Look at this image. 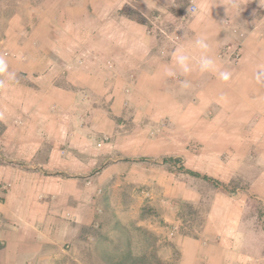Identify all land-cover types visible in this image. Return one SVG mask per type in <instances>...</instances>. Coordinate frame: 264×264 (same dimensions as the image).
<instances>
[{
	"label": "crops",
	"instance_id": "1",
	"mask_svg": "<svg viewBox=\"0 0 264 264\" xmlns=\"http://www.w3.org/2000/svg\"><path fill=\"white\" fill-rule=\"evenodd\" d=\"M58 1L51 3L55 11L61 3L66 10L74 9L68 2ZM132 1L144 10L161 13L172 9L177 0ZM189 1L195 6L194 12L177 33L172 48L164 51L147 23L127 17L123 10L127 0H82L86 9L75 10L80 22L55 11L52 20L40 12V7L35 10L39 12L35 22H18L20 30H15L11 19L14 24H9L0 38V55L7 59L9 72L14 74V78L0 75L6 85L0 88V147L3 156L11 159L7 164L0 163V264H64V260L69 264V249L64 244L78 240L77 236L73 240L72 223L94 227L99 216L95 218V207L101 201L110 204L113 189H131L135 197L130 201H135L137 207L146 200L144 190L156 191L157 198L152 200L151 196V204L166 201L164 196L172 199L176 191L175 201L193 202L189 196L192 191L186 190V183L176 180L174 173L167 174L163 167L149 166L144 161L134 164L133 157L202 161L204 168L181 167L183 179L199 181L205 174L220 183L221 179L208 175L217 170L205 168L206 155L200 158L183 134L167 144L143 135L112 134L115 121L106 115L108 108L101 102H108L112 111L124 116L136 111L134 115L145 116L147 126H151L155 116L152 110L157 109L155 95L163 102L164 94L165 100L170 99L165 115L173 117L181 110L177 125L184 126L185 111L191 108L185 94L205 93L206 79L213 80V93L229 95L213 100L222 104L225 114L230 111L225 126H234L237 132V126H242L246 135L245 144L236 135L221 140L228 143L233 161L264 142V86L256 83L254 75L264 67V39L250 33L239 38L235 28L228 25L227 18H235L239 12L232 0ZM231 32L233 42L241 45L236 62L229 61L227 52L221 53ZM201 36L207 38L209 54L218 67L231 70L228 82L216 81L218 77L212 73H199L195 63L187 77L165 75V70L173 66L174 48L183 45L195 53L192 41ZM181 79L189 80L191 87L182 88ZM198 101L204 102L200 97ZM78 109L89 111L76 117ZM145 120L134 118L135 129H141ZM106 135L115 136L107 140ZM201 148L197 145L196 149ZM217 161L215 156L213 165ZM259 174L260 180L253 188L264 196V169ZM232 199L216 194L209 201L200 233L194 237L178 234L169 240V253L176 250L179 256L176 264H258L253 254L260 247L254 241L250 247L241 245V239L248 243V238H255L244 230L247 225L242 223V207L238 208L243 201ZM225 203L230 214L225 212ZM173 223V214H167L160 226L148 221L146 228L158 236ZM85 238L90 260L86 264H127L124 257L116 263L110 260L101 240ZM70 258L74 259L71 254Z\"/></svg>",
	"mask_w": 264,
	"mask_h": 264
},
{
	"label": "rangeland",
	"instance_id": "2",
	"mask_svg": "<svg viewBox=\"0 0 264 264\" xmlns=\"http://www.w3.org/2000/svg\"><path fill=\"white\" fill-rule=\"evenodd\" d=\"M62 1L64 3L68 2L74 9H64L67 7L61 6ZM127 1L123 9L127 17L142 23H147L151 28L152 34L160 40V44L162 45L161 50L163 51L165 48H172L171 46L174 45L178 37L177 33L188 21L190 14L194 12L195 9V6L191 5L189 0H177L172 9H168L166 12L161 13L159 10H144L139 7L135 1ZM58 2L61 3V5L59 4L57 11H55L54 5L51 4L52 0H0V38L9 24L12 26L15 23L13 25L15 30L16 28L20 30V23L26 20H28L30 24L35 22L37 13H39L35 12L37 7L41 8L40 12L42 14H47L52 20L54 16L51 14L55 11L58 15L63 14L66 18H70L71 21L80 22L81 19L79 20L76 17L78 13L75 10L77 9L78 11L80 8L83 10L86 9L85 5L81 4L82 0H59ZM232 2L235 3L239 12L235 18H227V21L228 25L235 28L233 31L238 34V37L243 38L250 33V35L255 38L260 37L264 39V8L259 6V3H257L258 0H232ZM187 9H189V12ZM252 11L254 13L250 14ZM66 14H68V16ZM153 15L155 17H151ZM12 18L14 19V23L11 22ZM70 23L71 22L68 24ZM27 28L30 29V26ZM22 32L26 33L27 30L24 29ZM229 37V41L221 50V53L227 52L229 61L236 62L240 55L237 58H232L229 57V53L237 46L241 49V45L237 44L235 40L233 42L232 32L229 33ZM227 46H229L228 49ZM1 47L0 45V49ZM79 51L85 52L84 49ZM215 79L221 82L218 78ZM206 80L205 93L198 95L193 93L185 94L188 96L189 101L187 102H189L191 108L185 111L187 115L184 117V126L177 125V120L181 118L179 115L181 110H178V114L173 117H167L165 115L166 101L170 99L165 100L164 94L163 96L161 95L163 97V102H161V99L159 100L158 94L155 95L156 100L154 101L156 102L157 109L152 110L155 116L153 120L154 124L151 126H147L148 118L145 116H135L134 114L136 111H131L128 115L124 116L123 113L119 114L116 110L112 111L111 108H109V104H107L108 102L101 103L105 108H108L106 110L108 114L106 115L112 119V122L115 121V130L112 134L131 133L143 135L147 138H156L158 141L164 143L171 139L173 141L180 139L181 134H183L185 139L191 140L189 144L193 146L192 149L195 150L194 152L196 154H200V158L206 155L205 168L209 169V167H214V169L217 170L213 175L211 173H208V175L217 180L221 179L219 180L220 183L216 184L213 180L201 178L205 174H202L200 178L198 177L200 179L199 181L194 180V182H188L183 179L182 174L184 172L183 170L179 171L181 167L200 168V165L203 164L202 161L190 162L187 157H179V161H177V159H169L167 156L156 158L150 156H144V158L133 157L134 159L131 162L134 164L144 161V163L149 166L154 167L158 165V167H163V170L167 174L169 172L174 173L175 179L180 183L185 182L186 190L190 189V191H192L189 196L192 198L190 201L193 202L187 203L185 200L175 201L178 192L176 191L172 199L164 196L166 201H155L151 204L149 201L151 196L152 200L153 198H157L155 195L156 191L144 190L147 201H143V205L141 204L140 207H137L135 201H130L131 198L134 200L135 197L131 195V189L127 191L113 189V191L109 193L111 195L110 204L105 205L104 201H101V204L95 207L97 211L95 213V218L99 216L98 220L96 219L98 223H95L94 227H87L85 225L78 226L75 225L74 222L72 223L71 231L75 233L73 240H76V236L78 240H72L73 244L69 242L64 244V247L69 249V264H86L90 261L86 255V247L88 246L86 245L85 237L87 236L94 237V242L99 239L105 243L104 251L106 252V256L110 258V260H115V263L118 262V259L124 257L127 264H176L179 257L177 251L174 250L173 253L170 254L169 250L171 248L169 244L167 248L166 244L178 234L194 237L200 233L199 230L203 226L205 218L208 215L209 201L213 199L216 194L223 195V197L231 196L233 197L232 201H243L238 208L241 209L242 207V223L247 225L244 226V230H248V233L255 238H248V243L243 242L241 239V245H249L250 247V244L254 241V244L260 247L257 251L255 250L253 254L255 263L264 264V196L256 192L253 188L254 182L260 180L258 179L260 175L259 172L264 169V142L259 143L253 151L250 150L247 154H244L243 157H236L233 161L234 158H232L229 153L231 151L228 143L222 142L221 140L223 137L230 135L233 137L236 135L238 141L245 144L246 135L244 129L241 130L242 126H237L238 132L235 131L234 126H225L228 122L225 120L228 118L226 114L228 113L230 115V111L226 109L228 112L226 111L227 113L225 114V109H222V104L220 105L213 100L216 97L219 100L224 99L229 95L225 93L221 94L220 92L213 93V90L215 91V86H213L215 82L213 80H210L212 82H209L208 79ZM221 87L220 85V88ZM199 97L204 101L203 103L198 101ZM225 101L228 102V99ZM199 103L201 104L199 105ZM94 104L96 105L98 102ZM88 111L89 110L78 109L74 114L76 117H82L83 115H87ZM136 117L139 119L141 118V121L142 119H146L141 124V129H135L136 127L133 125L134 118ZM0 129H3V125H1ZM115 135H106L108 137L107 140L113 139ZM172 136L173 138H171ZM198 140L202 142H198ZM197 145L202 148L196 149ZM215 156L218 157V161L213 165ZM192 157L198 160L195 156ZM10 160L11 159L3 156L2 148L0 147V163L7 164ZM202 168H204L203 165ZM135 190L137 192V189ZM196 198L199 199L195 200ZM225 204L227 206L225 212L230 214L228 203ZM167 214H173V226L167 230L164 229L162 233H158V236H153L146 228L147 222L155 221L159 224L163 216ZM65 245L68 246L66 247ZM91 246L92 244H90V247ZM70 254L75 260L70 258ZM64 264L68 263L64 260Z\"/></svg>",
	"mask_w": 264,
	"mask_h": 264
},
{
	"label": "clouds",
	"instance_id": "3",
	"mask_svg": "<svg viewBox=\"0 0 264 264\" xmlns=\"http://www.w3.org/2000/svg\"><path fill=\"white\" fill-rule=\"evenodd\" d=\"M259 6L264 8V0H258ZM194 52L189 51L183 45H178L172 53L173 66L165 70L167 77L180 79L187 77L193 70V63L198 68L199 73H212L217 75L218 79L228 82L231 79V70L225 68L221 70L215 59L209 54L210 45L206 37L201 36L192 41ZM0 75L14 78V74L9 72V64L7 59L0 55ZM255 81L258 85L264 86V67L258 68L255 72ZM5 81L0 79V88H4ZM182 88H190L191 82L187 79H181Z\"/></svg>",
	"mask_w": 264,
	"mask_h": 264
},
{
	"label": "built area",
	"instance_id": "4",
	"mask_svg": "<svg viewBox=\"0 0 264 264\" xmlns=\"http://www.w3.org/2000/svg\"><path fill=\"white\" fill-rule=\"evenodd\" d=\"M161 31V29H160ZM162 32V31H161ZM240 55V49L237 47H235L230 53H229V57H232V58H237L239 57Z\"/></svg>",
	"mask_w": 264,
	"mask_h": 264
},
{
	"label": "trees",
	"instance_id": "5",
	"mask_svg": "<svg viewBox=\"0 0 264 264\" xmlns=\"http://www.w3.org/2000/svg\"><path fill=\"white\" fill-rule=\"evenodd\" d=\"M0 127H1V124H0ZM1 131H2V129H0V133H1ZM187 173H189V174H191V175H196V176H199L198 174H196V173H194V172H192V171H187ZM202 178H204V179H209L207 176H202Z\"/></svg>",
	"mask_w": 264,
	"mask_h": 264
}]
</instances>
